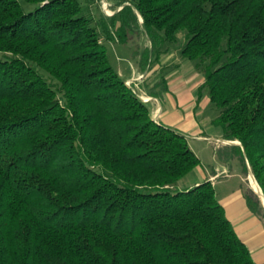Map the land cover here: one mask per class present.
I'll return each mask as SVG.
<instances>
[{"label": "trees", "instance_id": "obj_1", "mask_svg": "<svg viewBox=\"0 0 264 264\" xmlns=\"http://www.w3.org/2000/svg\"><path fill=\"white\" fill-rule=\"evenodd\" d=\"M115 1L98 19L95 0H0V264H256L212 183L181 188L200 158L105 43L145 33L151 71L183 34L199 103L264 195V0Z\"/></svg>", "mask_w": 264, "mask_h": 264}, {"label": "rangeland", "instance_id": "obj_2", "mask_svg": "<svg viewBox=\"0 0 264 264\" xmlns=\"http://www.w3.org/2000/svg\"><path fill=\"white\" fill-rule=\"evenodd\" d=\"M104 2L106 5H108V7H104ZM121 9L122 8L117 7V2L115 0H95L94 5H86L87 13H90L98 19L102 16H106L108 18L113 17ZM184 44V35L181 34L178 43L174 45L168 54L162 59L161 67L158 68L160 74H158L159 72L154 73L149 71L146 73V75L137 78L136 81L129 82L133 84L132 86L140 98H146L149 100V102L152 100L147 96L146 89L151 91L155 87V83L158 81L161 82L162 78H164L172 88L171 95H173L174 98L171 95L166 94V97L168 96L169 101L177 99L175 96L180 95L181 93L186 95L184 99L183 111H174L171 102L167 103L166 105L164 100H161L162 108H164V115H162L160 118L161 123L187 135L189 145L196 155L202 160V167L207 168L216 165L220 168H227L228 171L232 173V175H246V171L239 152L232 149V147H223L226 144L222 142L219 143L215 140L212 142L210 140H199L198 138H195L197 132L200 129L201 133L207 137L220 136L221 131L212 125L213 120L217 118L218 114L214 107L210 105L209 99L205 98L202 103H198L197 99L199 88L204 83V78L202 74L195 68L194 63L182 59L181 50ZM105 45L110 61L116 70L120 71L123 69L126 71H131L132 66L135 67L137 63L140 65L142 64L143 55L146 50L150 48L151 43L149 42L145 33L139 32L134 37H132L128 44L107 42ZM144 72L145 70L143 69V73ZM192 89L194 90L195 96L191 99L190 90L192 91ZM195 100L196 103H194ZM178 105H180L179 102ZM148 107L150 108L153 115L157 113H155L157 110L155 103H150ZM155 118H157V115ZM216 145L222 148L218 149L216 148ZM247 167L251 173V175L247 173L246 178L247 186L249 187L248 190L252 191L261 199L262 197L259 196V194L253 188L254 183L258 186L259 184L256 181L248 162ZM239 184L240 178L235 177L228 181V189H234L238 187ZM260 194H262V190Z\"/></svg>", "mask_w": 264, "mask_h": 264}, {"label": "crops", "instance_id": "obj_3", "mask_svg": "<svg viewBox=\"0 0 264 264\" xmlns=\"http://www.w3.org/2000/svg\"><path fill=\"white\" fill-rule=\"evenodd\" d=\"M160 67H161V64L157 65L151 70V72L158 73L159 72L158 68ZM118 72L120 76L126 82L128 81L134 82L136 81L137 78H140L141 76L146 75V73L149 71L146 70L143 73V69L141 65L137 63L135 67L132 66L131 71L130 70L126 71V70L121 69ZM158 74H160V72ZM159 82L160 81L156 82L155 84ZM167 85H168V91L163 93L161 98L151 97L149 95V92L151 91L146 89L147 96L150 97V99L152 100L148 103V105L150 103H155V106L157 107V110L155 111V113L156 112L157 113L154 115L152 114V116L155 118V116L157 115V121L160 124H162L160 121V118L162 117V115H164V108H162L161 100L163 99L166 105L167 103L171 102L173 105L172 107L174 108V111H177V110L183 111L184 99L186 96L181 93L180 95L175 96L177 99H173L172 101H169L168 96L166 97V94L171 95L172 88L171 86H169L170 84L168 82H167ZM190 92H191L190 96L192 99L194 98L195 93L193 89L192 91L190 90ZM171 96L174 98L173 95ZM178 102L180 103V105H178ZM194 103H196V100ZM195 138H198L199 140H210L212 142L214 140L219 143L222 142L226 144L223 146L225 148L232 147V146L241 147V144L239 142H234L236 145H231L228 143L229 141L223 140L222 132L220 136H217V137L208 136L207 137L201 133V129H200L197 132ZM218 145H216V148L221 149L222 147L220 146L218 147ZM201 164H202V160H201ZM248 173L251 175L249 169H248ZM235 177L240 178V184L238 185V187L234 189L233 188L228 189V181L232 180ZM246 178H247V173L246 175H232V173H230V171H228L227 168H220V167H217L216 165L205 168V167H202L201 165L187 180H185L182 183L181 188L191 189V188L199 186L200 184L204 182H208V181L211 182L216 190L217 198L219 199L220 203L224 206L226 210V215L228 219L233 224L240 239L250 249L254 261L256 262V264H264V218H259L255 216L254 214H252V212L248 208V205H247V202L244 196L245 191L249 189V187L247 186ZM253 188H254V185H253ZM256 192L260 194L261 190L260 192L258 191ZM261 199H262V205L264 207V199L263 198Z\"/></svg>", "mask_w": 264, "mask_h": 264}, {"label": "built area", "instance_id": "obj_4", "mask_svg": "<svg viewBox=\"0 0 264 264\" xmlns=\"http://www.w3.org/2000/svg\"><path fill=\"white\" fill-rule=\"evenodd\" d=\"M104 7H108V5H106V3L104 2ZM127 85L130 87V88H132L133 86V84L132 83H130L129 81L127 82ZM145 103H149V100H147L146 98L145 99H143V98H141ZM156 119V120H155ZM154 120L157 122V123H159L158 121H157V118H155Z\"/></svg>", "mask_w": 264, "mask_h": 264}, {"label": "water", "instance_id": "obj_5", "mask_svg": "<svg viewBox=\"0 0 264 264\" xmlns=\"http://www.w3.org/2000/svg\"><path fill=\"white\" fill-rule=\"evenodd\" d=\"M229 144H231V145H236L234 142H228ZM259 194V193H258ZM262 198H264V195H263V193L262 194H259Z\"/></svg>", "mask_w": 264, "mask_h": 264}, {"label": "bare ground", "instance_id": "obj_6", "mask_svg": "<svg viewBox=\"0 0 264 264\" xmlns=\"http://www.w3.org/2000/svg\"><path fill=\"white\" fill-rule=\"evenodd\" d=\"M254 188H255L256 191L260 192L259 187L255 183H254Z\"/></svg>", "mask_w": 264, "mask_h": 264}]
</instances>
